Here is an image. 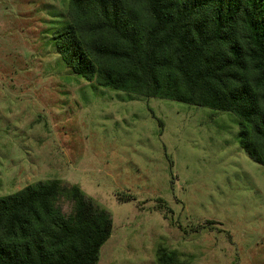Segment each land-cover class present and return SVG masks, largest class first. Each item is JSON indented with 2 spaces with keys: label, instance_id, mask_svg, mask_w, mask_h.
<instances>
[{
  "label": "rangeland",
  "instance_id": "1",
  "mask_svg": "<svg viewBox=\"0 0 264 264\" xmlns=\"http://www.w3.org/2000/svg\"><path fill=\"white\" fill-rule=\"evenodd\" d=\"M65 0H0V196L55 178L112 218L97 264H264V167L225 111L97 87L52 35ZM65 210L68 204L62 202Z\"/></svg>",
  "mask_w": 264,
  "mask_h": 264
},
{
  "label": "trees",
  "instance_id": "2",
  "mask_svg": "<svg viewBox=\"0 0 264 264\" xmlns=\"http://www.w3.org/2000/svg\"><path fill=\"white\" fill-rule=\"evenodd\" d=\"M65 2L52 40L73 74L231 113L239 146L264 167V0ZM111 230L110 214L75 184L51 178L0 196V264H97ZM155 258L186 264L162 245Z\"/></svg>",
  "mask_w": 264,
  "mask_h": 264
}]
</instances>
